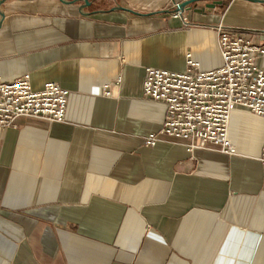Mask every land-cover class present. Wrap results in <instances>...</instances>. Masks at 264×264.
<instances>
[{"label":"crops","instance_id":"0c3cea01","mask_svg":"<svg viewBox=\"0 0 264 264\" xmlns=\"http://www.w3.org/2000/svg\"><path fill=\"white\" fill-rule=\"evenodd\" d=\"M184 1L0 0L1 79L69 90L64 121L0 127V264H264V116L233 110V155L144 144L149 67H221L219 24L264 44V2Z\"/></svg>","mask_w":264,"mask_h":264},{"label":"built area","instance_id":"2783aa9c","mask_svg":"<svg viewBox=\"0 0 264 264\" xmlns=\"http://www.w3.org/2000/svg\"><path fill=\"white\" fill-rule=\"evenodd\" d=\"M215 29L221 67L203 70L189 54L184 71L147 69L144 94L163 102L166 115L162 127L144 137L145 145H155L163 135L186 141L192 149L213 146L233 155L237 153L229 137L233 110L243 107L264 116V44L253 41L248 31L222 24ZM109 86L104 87L106 95L111 94ZM68 96L69 90L54 81L35 90L29 73L12 82L0 77V127L15 125L23 116L64 121ZM259 161L264 179V139Z\"/></svg>","mask_w":264,"mask_h":264},{"label":"water","instance_id":"95a60500","mask_svg":"<svg viewBox=\"0 0 264 264\" xmlns=\"http://www.w3.org/2000/svg\"><path fill=\"white\" fill-rule=\"evenodd\" d=\"M197 1H201V0H186L183 3H181V4L178 5L177 11H179V10L181 11L182 9H184L185 7H187L188 5H190V4L194 3V2H197ZM212 1H214L215 4H217V3L221 4L222 3V0H212ZM254 1L264 2V0H254ZM215 4H213V6Z\"/></svg>","mask_w":264,"mask_h":264}]
</instances>
